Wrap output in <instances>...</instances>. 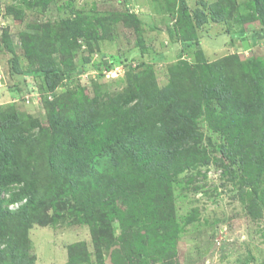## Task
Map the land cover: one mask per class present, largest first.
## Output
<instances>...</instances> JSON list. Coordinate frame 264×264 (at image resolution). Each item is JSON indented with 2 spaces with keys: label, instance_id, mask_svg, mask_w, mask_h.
Here are the masks:
<instances>
[{
  "label": "rangeland",
  "instance_id": "rangeland-1",
  "mask_svg": "<svg viewBox=\"0 0 264 264\" xmlns=\"http://www.w3.org/2000/svg\"><path fill=\"white\" fill-rule=\"evenodd\" d=\"M38 43L60 70L55 83ZM255 83L264 87V0H0V111L43 126L21 123L39 181L23 264H264V111L247 101ZM156 85L183 99L191 135L181 141L159 122L179 143L148 169L98 155L83 126L120 95ZM50 145L59 159L82 150L95 164L82 178L54 174ZM3 196L12 211L23 202Z\"/></svg>",
  "mask_w": 264,
  "mask_h": 264
},
{
  "label": "trees",
  "instance_id": "trees-1",
  "mask_svg": "<svg viewBox=\"0 0 264 264\" xmlns=\"http://www.w3.org/2000/svg\"><path fill=\"white\" fill-rule=\"evenodd\" d=\"M37 46L41 54L42 66L40 70L44 74L46 82L51 80L54 82L61 75L60 70L50 61L51 58L42 56L44 49L42 43H38ZM255 84L256 90L250 95L255 102L250 96L246 97L251 98V100H247L248 103L253 104L255 113L258 111V115L261 116L264 111V87H261L260 83ZM154 89L156 90L153 91ZM154 89L150 90L144 87L139 90L131 89L119 96L117 101L119 104L111 106L106 117L103 118L101 113V122L91 125L86 123L83 126L82 130H85L86 134L91 135L94 139L92 148L99 150L98 155L111 154L117 157L116 162L132 157L135 160H140L141 165H146L145 168L148 169L153 167L165 153L166 144L175 146L179 143L168 135L166 139H163L159 122L164 124V127L170 126H166L167 123L171 124L174 136L180 138L181 141L191 135L195 126L188 123L189 109L179 107L180 101L183 99L176 100L173 96V88L172 90L170 87L161 89L156 85ZM178 108H182L183 113L177 115ZM11 115L12 117H10ZM18 116L13 111H0V254L9 253L7 260L11 264H23L27 233L31 223L26 214L33 215L38 209V205L34 204L33 199L37 195L39 181L34 172L35 163L32 161L29 164L25 157L24 147L26 145L23 141L27 135L26 129L21 123L26 121L31 128L38 127L40 133L43 132V126L38 119L32 116H29V119ZM120 120L122 121L120 122ZM155 124L156 127H154ZM82 141V137H78L77 140L72 139L66 152H73ZM183 143H187L184 144L186 148L193 147L191 141ZM87 151L88 148H85V152ZM46 155L52 173H58L63 169L65 175L70 178L69 180L74 177L82 178L86 169L95 164V158L84 154L82 150H78L70 160L62 159V156L59 159L55 149L50 145L47 147ZM75 172L76 175H72ZM6 190L11 194V201L12 198L14 201H18V199L23 201L18 210L12 211L4 206L6 199L4 196L2 197V194ZM15 216L21 217L18 224L10 219ZM102 226L106 227L105 224ZM93 231L95 232L94 228ZM4 242L6 245L2 248Z\"/></svg>",
  "mask_w": 264,
  "mask_h": 264
},
{
  "label": "built area",
  "instance_id": "built-area-1",
  "mask_svg": "<svg viewBox=\"0 0 264 264\" xmlns=\"http://www.w3.org/2000/svg\"><path fill=\"white\" fill-rule=\"evenodd\" d=\"M108 73L109 74H112L113 73V70H110V69H106L104 70L103 74L107 75L108 76Z\"/></svg>",
  "mask_w": 264,
  "mask_h": 264
}]
</instances>
